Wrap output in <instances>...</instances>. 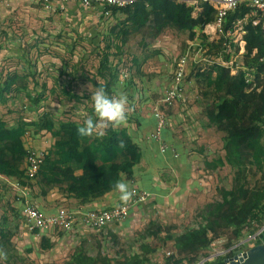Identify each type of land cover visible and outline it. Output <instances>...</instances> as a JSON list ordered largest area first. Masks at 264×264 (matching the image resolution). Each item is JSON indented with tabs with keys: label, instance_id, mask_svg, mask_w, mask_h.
<instances>
[{
	"label": "rangeland",
	"instance_id": "rangeland-1",
	"mask_svg": "<svg viewBox=\"0 0 264 264\" xmlns=\"http://www.w3.org/2000/svg\"><path fill=\"white\" fill-rule=\"evenodd\" d=\"M181 2L194 8V17L202 12L199 0ZM251 9L248 18L233 31V41H239L243 34L241 29L247 21L259 19ZM89 11L78 1L57 4L48 9L38 0H0V89L9 76H19L11 92L6 94L7 101L0 99V119L12 116L13 111L26 113L28 109L25 106H29L33 89H37L42 98L35 107L45 102L55 123L71 120V111L67 110L69 108L64 104V99L59 98L60 89L70 88L80 94L97 89L91 81L97 79L103 82L99 68L105 58L106 67L112 68L123 82L133 87L141 83L142 88L148 85L162 89L163 84L158 81L168 75L173 80L175 60L187 51V39L196 43L195 49L191 50L195 61L188 77V81L194 80V85L189 89H213L208 83L217 75L216 62L222 46L218 40L204 37L201 28H196L192 37L190 31H180L170 24L158 25L153 17L139 28L128 22L127 15L117 14L106 18L98 15L100 11H96L97 15H91L92 11ZM234 50L239 51V46L235 45ZM244 55H236L231 66L235 70L245 71L244 83L250 91L260 81L264 83V75L261 74L258 79L256 68L244 67ZM50 89L57 92L51 93ZM30 94H33L32 97H29ZM218 98L213 93L209 100L213 103ZM224 133L226 137L222 147L213 155L202 158L207 164L203 171L205 173L200 176L202 181L196 183V188L191 190L183 205L173 203V207L168 204L166 207L150 206L134 211L135 214L149 217L145 218V222L137 223V227L130 229V235L119 242L128 245L127 250L131 246V257L137 253L145 258L148 253L149 259L154 260L150 264L167 263L170 257L167 252H172L176 246L175 238L187 230L205 225L207 219L203 212L210 205L221 203L224 191H231L236 182L248 189L250 195L262 189L264 167L246 162L241 168H233L227 163V127ZM221 161L225 162L224 166L219 163ZM19 209L20 194L8 182L0 180V249L7 252V259H0V264H69L77 248L56 250L59 244L55 243L53 248L46 249L41 247L42 240L20 238ZM263 226L264 223L258 221L245 226L240 241L259 232ZM234 229L218 231L220 238L210 248L175 249L174 259L190 263L196 258L228 251V245L236 243ZM245 249L244 252L249 248ZM98 254L100 263H105L112 255L106 252ZM226 256L224 254L219 258ZM219 258L208 264H219Z\"/></svg>",
	"mask_w": 264,
	"mask_h": 264
},
{
	"label": "crops",
	"instance_id": "crops-1",
	"mask_svg": "<svg viewBox=\"0 0 264 264\" xmlns=\"http://www.w3.org/2000/svg\"><path fill=\"white\" fill-rule=\"evenodd\" d=\"M74 2L77 1L73 0L69 3ZM57 4L60 3L56 2V5ZM87 10L92 11L90 13L91 15H97L95 14L97 13L96 11H100L98 12L100 17L104 15V10L101 7L94 6L87 8ZM117 14L125 15L122 12H118L116 14L112 12L111 16H104L106 18H112ZM243 21L244 20L241 22ZM213 23L202 29V33L204 34L203 36L212 37L213 39L218 40L222 46L224 36H221L216 32V27ZM238 27L239 24L236 28ZM241 30L243 34L238 39L239 41H233V31H229L231 42L239 46V51L236 53L238 56L245 54L246 43L243 40L245 32L243 31V27ZM187 44L188 49H195L196 43L187 39ZM241 51L243 52L241 53ZM193 63L194 62L190 64L186 78V101H179L173 107L163 108V106H161V99L163 95L173 84V80H170L169 75L164 76L162 80L158 81L160 83L162 82V89H155L154 86L148 85H142L144 87L142 88L140 85L141 83L137 87H133L132 85H129V83L123 82L120 77V84L118 83V85L114 86L112 89V95L121 91L127 93L131 110L127 113V124L125 126L118 128L109 126L107 129L102 130L104 132L103 135H105L110 128L116 131H125L131 142L140 149L141 157L137 164L133 167L132 172L127 173L125 171H120L119 180L129 182L131 189L133 187H137L141 190L151 192L153 195L151 200L147 203L134 207L130 216L126 220L112 223L104 229L96 231L89 230L85 227H80L73 232L55 230L50 233H43L39 230L30 231L20 219L21 239L30 238L35 241L42 240L41 247L46 249L53 248V244L55 243L59 244L56 245V250L63 249L69 251L77 248L78 251H76L75 255H73V257L69 260V264H78L77 260L79 257L80 260H82V264L128 263L127 258L130 257L131 246L129 247V250H127L126 248H128V245H121L119 242L122 238H125V236L130 235V229L137 227V223L145 222V218L148 216L135 214L134 211L142 210V207L145 209L150 206L166 207L168 204L173 207V203L176 205H183L186 200H188L191 190L194 191L196 188V183H200L202 181L200 176L205 173L203 171L207 165L206 162L202 161V158L213 155L219 148L222 147L224 143L223 140L226 137L224 130L219 129L218 126L213 124L209 118L210 111L213 109V104L216 102L211 103L209 100L210 95L215 93L218 97V95L220 96L222 94H218L216 89H189L194 85V80L188 81L190 68ZM216 64L225 67L221 64ZM147 68L148 67H146V70ZM237 71L238 70L231 68L232 75H236ZM127 87L130 89H126ZM50 90L51 93L57 92L55 89ZM67 90L73 91V93L79 95L80 97V101L68 100L65 97L63 98L59 93V98L61 100L64 99V104L67 108H69L67 110L71 111V120L63 122L58 121L59 123H55L53 121V114L49 113L45 102H42L39 106H34L33 108H31L29 104L28 107L25 106L28 109L26 113L13 111L11 114L14 116V119L12 116L3 119L9 128H16L23 122L27 123V132L22 137V141L27 152L37 151L44 153L45 156L51 155L52 158H57L54 154L56 143L63 138V133L59 130L60 123H75L76 125L81 126L87 116L94 117L90 99L91 93H93L96 89H91L83 94H80L78 91L76 92L74 89ZM33 91L34 95L30 94L31 97L33 95V99L40 98L41 100L42 97L37 93V89H33ZM159 106H161L164 110L168 121V125L162 133V140L160 142L149 138V135L155 131L157 126V121L153 111ZM47 120H51L55 123L56 128L54 131L57 135H54V132L51 130L41 128L43 122ZM66 136H69V134ZM98 136L99 135H93L91 137H84V139H82V137L79 138H81V142L84 140H87L88 142L90 140H94ZM162 145L168 146L165 153L161 152ZM99 158L100 154L97 153L90 156L86 160L81 157L77 162L71 165L60 166L61 168H58V172L61 176L58 179L62 180V183H59V181L57 184L46 185L44 183H39L36 178L30 181L25 179L27 182L25 185L27 188L26 193L18 192L13 187L14 183L18 181L17 178L6 177L5 175L0 174V180L8 182V184L15 189L17 194H20L19 213L22 207L26 204H30L38 208L45 215L54 214L61 207L76 210L81 209L84 211L110 209L123 203L119 199V193L115 191V189H112L102 195L94 196L92 193L82 188L79 184L70 186L71 178L73 177L76 178L78 182L90 180L92 178H112V175L102 174L99 170V166L101 165H104L108 169L109 167H112V164H104ZM27 169V156L22 161H14L11 167V170L13 171H20L24 173L27 172ZM61 170L64 172H60ZM121 174H123V176ZM101 181L103 180L100 179L97 181L96 186L101 185ZM69 186L71 188H69ZM206 211L207 208L203 212L205 218ZM122 247H124V249H122ZM134 247L135 244L132 247L133 250ZM175 251L176 250L173 249L172 252H167V254L169 256H174ZM100 252L103 254L105 252L109 254L111 253L112 255L108 256L109 259H106L105 263H100V256L98 254ZM147 252H150V250H147ZM147 254L145 255L146 260L142 264H150V262L153 263L154 260L152 258L149 259V254ZM135 255L138 254L133 253V256ZM218 258L219 257L215 258L214 261L209 263L216 262Z\"/></svg>",
	"mask_w": 264,
	"mask_h": 264
},
{
	"label": "trees",
	"instance_id": "trees-1",
	"mask_svg": "<svg viewBox=\"0 0 264 264\" xmlns=\"http://www.w3.org/2000/svg\"><path fill=\"white\" fill-rule=\"evenodd\" d=\"M199 1L202 12L198 17L193 16L194 8L192 6L178 0H140L127 9L113 8L110 10L114 14L124 13L127 15L128 22L139 28L144 27L153 17L158 25L170 24L180 31H190L192 37H194L193 32L196 28L204 29L207 25L213 23L216 17V10L209 2ZM251 12L252 9L246 2L241 3L235 11L230 12L226 17L225 32L235 31L238 22L248 18ZM253 21L254 19L251 18L243 27L245 32L243 40L246 43L243 66L249 69L256 68L259 79L261 74L264 75V36L261 24L254 25ZM234 48L235 45L233 44ZM234 52L237 53L238 51L234 50ZM106 64L107 58L103 60L99 68V75L102 77L103 82H99L97 79H93L91 82L98 88L103 87L111 96L114 86L120 84V78L112 68L106 67ZM217 67V75L215 79H209L208 86L216 89V92L222 95H218V101L213 104L209 118L219 129L224 130L227 127L228 136L225 139L226 161L233 168H241L246 162H252L263 168L264 83L260 81L255 88L249 91L248 86L244 83L245 71L239 69L236 75H232L231 67L225 68L220 65H217ZM18 79V75L9 76L0 89V99L3 102L7 101L6 94L11 92ZM126 89L130 88L127 87ZM60 94L68 100L80 101L79 95L71 90L68 91L67 88H62ZM39 100L40 98L32 99L30 107L33 108ZM26 126L27 123L23 122L16 128H9L7 123L0 119V174L6 177L19 178L18 181L24 186L26 185L25 179L29 180L26 173L13 171L11 167L14 161H22L28 154L22 141V137L27 132ZM78 127L75 123H60L59 130L63 133V138L56 143L54 154L57 158H52L51 155L45 156L36 179L39 183L46 185L57 184L59 181V183H62V180L58 179L61 176L58 172L60 166L71 165L81 157L86 160L98 153L102 163L112 164V167L108 169L104 165L99 166L100 172L113 177H101L100 179L103 181H101V185L97 186L96 182L100 179L92 178L78 182L73 177L70 186L79 184L94 196L102 195L114 189L115 183L119 180L120 171L132 172L133 167L141 157L140 149L131 142L125 131H116L112 128L105 135L98 136L94 140L81 142V138L77 135ZM41 128L51 130L54 135H57L54 131L56 125L51 120L44 121ZM67 134L69 136H66ZM121 140L124 141V148L118 147ZM219 163L225 165L224 161ZM60 172L64 171L61 170ZM70 186L69 188H71ZM222 199L221 203L210 205L207 208V223L205 225H201L197 229L187 230L175 238V249L177 251L187 248H209L220 238L217 236V232L225 228H235L234 235L237 239L235 245H228L226 249L230 252L226 257L219 258V262L221 261L219 264H223L225 261L223 259L232 258L233 254L235 256L244 248L248 249L255 246V243H247L232 250L237 243H240L245 226L254 221L264 223V186L258 192L250 195L248 189L236 182L231 191L223 192ZM262 239L259 240V243L264 242V232ZM259 243H256V245ZM200 259L196 258L190 263H184V261H176L174 256L171 255L165 264H193ZM127 260V264H142L146 259H141L139 255H135L128 257ZM81 261L79 257L78 264H82Z\"/></svg>",
	"mask_w": 264,
	"mask_h": 264
},
{
	"label": "built area",
	"instance_id": "built-area-1",
	"mask_svg": "<svg viewBox=\"0 0 264 264\" xmlns=\"http://www.w3.org/2000/svg\"><path fill=\"white\" fill-rule=\"evenodd\" d=\"M41 5L46 8H52L56 5V2H59L61 5H65L73 0H38ZM85 8H91L94 6L101 7L104 10V15L106 17L111 16L112 12L110 9H127L132 7L140 0H76ZM182 1V0H178ZM209 2L216 10V17L213 25L216 27V32L221 36H224L222 43V50L219 54L218 61L216 63L221 64L225 67L233 68V60L237 55L234 52L233 44L230 40V33L225 32L224 23L226 17L230 12L235 11L241 3L246 2L247 5L253 8L256 15L259 16V19L253 21L254 25L261 24L262 34L264 36V0H203ZM241 22V21H240ZM240 22L238 24H240ZM242 23V22H241ZM237 24V25H238ZM243 48V46H242ZM243 51H241L242 53ZM238 56V55H237ZM195 61L189 48L184 54L180 55L174 64L173 70V84L165 92L161 99V106L164 107H173L177 102L186 101V78L188 75V69L190 64ZM161 106L156 107L153 111V114L157 121V126L154 132L149 135V138L155 141L162 140V133L168 125L167 117L164 110ZM168 149L167 145L161 146V152L165 153ZM45 159V154L37 151H29L27 154L28 169L26 175L29 180H34L39 172V169ZM13 187L18 192H27V188L22 185L20 181H16ZM135 195L132 200L128 203H121L118 206H115L110 209H100V210H91L84 211L81 209H68L61 207L57 210L56 213L51 215H45L38 208L26 204L22 207L19 213V222L20 219L23 224L30 230L36 231L39 230L43 233H50L52 231H63V232H73L80 227H85L89 230H101L107 227L112 223L122 222L126 220L134 207H137L141 204L147 203L152 198V193L147 190H141L137 187H133ZM264 232L263 228L253 234L248 235V237L235 247L232 250L244 246L247 243H259V240L262 239V234ZM260 242L259 244H263ZM258 245V244H257ZM228 251H222L217 253L214 256L206 257L198 260L193 264H208L209 262L214 261L215 258L228 254ZM244 251H239L236 255L243 253ZM234 257V256H233ZM232 257V258H233Z\"/></svg>",
	"mask_w": 264,
	"mask_h": 264
},
{
	"label": "clouds",
	"instance_id": "clouds-1",
	"mask_svg": "<svg viewBox=\"0 0 264 264\" xmlns=\"http://www.w3.org/2000/svg\"><path fill=\"white\" fill-rule=\"evenodd\" d=\"M91 103L94 113L93 116H87L81 126L77 128L79 137H91L93 135L102 136L103 129L109 126L118 128L127 124V113L131 110L129 106L128 95L121 91L110 96L106 90L101 87L91 93ZM118 147L124 148V141H119ZM123 176V174H121ZM115 191L119 193V199L123 203H128L135 195L129 182L118 180L114 185ZM0 259H7V252L0 249Z\"/></svg>",
	"mask_w": 264,
	"mask_h": 264
},
{
	"label": "water",
	"instance_id": "water-1",
	"mask_svg": "<svg viewBox=\"0 0 264 264\" xmlns=\"http://www.w3.org/2000/svg\"><path fill=\"white\" fill-rule=\"evenodd\" d=\"M224 264H264V243L255 245L233 258L226 259Z\"/></svg>",
	"mask_w": 264,
	"mask_h": 264
}]
</instances>
